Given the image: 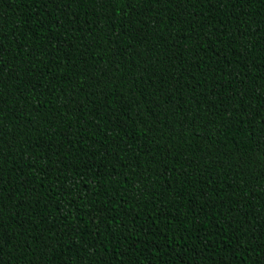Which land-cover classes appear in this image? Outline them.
<instances>
[{"label": "trees", "instance_id": "16d2710c", "mask_svg": "<svg viewBox=\"0 0 264 264\" xmlns=\"http://www.w3.org/2000/svg\"><path fill=\"white\" fill-rule=\"evenodd\" d=\"M3 264H264V0H0Z\"/></svg>", "mask_w": 264, "mask_h": 264}, {"label": "snow or ice", "instance_id": "6c2138e0", "mask_svg": "<svg viewBox=\"0 0 264 264\" xmlns=\"http://www.w3.org/2000/svg\"><path fill=\"white\" fill-rule=\"evenodd\" d=\"M0 264H3V261L2 260H0Z\"/></svg>", "mask_w": 264, "mask_h": 264}]
</instances>
